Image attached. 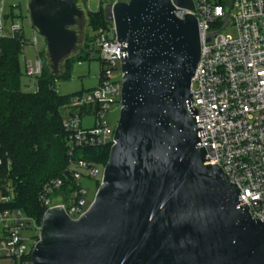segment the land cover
Returning a JSON list of instances; mask_svg holds the SVG:
<instances>
[{"label": "water", "instance_id": "1", "mask_svg": "<svg viewBox=\"0 0 264 264\" xmlns=\"http://www.w3.org/2000/svg\"><path fill=\"white\" fill-rule=\"evenodd\" d=\"M174 1L194 10L193 0ZM28 9L57 75L79 45L84 12L76 0H29ZM105 18L121 44L115 144L80 218L45 213L31 264H264V222L201 145L196 17L178 19L171 0H128L107 6Z\"/></svg>", "mask_w": 264, "mask_h": 264}, {"label": "built area", "instance_id": "2", "mask_svg": "<svg viewBox=\"0 0 264 264\" xmlns=\"http://www.w3.org/2000/svg\"><path fill=\"white\" fill-rule=\"evenodd\" d=\"M94 0H76L83 12ZM128 0H109L113 6ZM175 16L183 20L193 15L198 21L201 44L200 60L191 85L192 109L197 112V127L206 130L201 145L210 165L218 164L236 184L252 218L264 222V0H193L194 10L179 8L174 0ZM5 4L0 0V43L5 37L24 36L20 18L10 22L4 18ZM97 33L92 56L99 53L100 84L97 88L75 95L64 107L62 129L66 135L69 164L66 178L76 186L66 190L65 179L46 182L38 201L45 213L62 208L77 220L88 209V193L82 186L84 178L95 179L99 173L93 161L79 151L115 144V126L105 121L110 107L121 109L122 77L120 46L114 25ZM237 35H226L230 28ZM38 31L33 28L29 41L38 44ZM27 40L21 39L24 47ZM25 63L24 75L38 89V79L45 67L44 56L38 55L33 65ZM57 92V91H56ZM86 115L94 116L92 128H83ZM202 122V123H198ZM1 164V161H0ZM16 199L11 182L0 178V259L11 264H31V254L38 243L42 222L21 210L2 209ZM43 215V217H44ZM24 233L26 236H23ZM28 234V235H27Z\"/></svg>", "mask_w": 264, "mask_h": 264}, {"label": "trees", "instance_id": "3", "mask_svg": "<svg viewBox=\"0 0 264 264\" xmlns=\"http://www.w3.org/2000/svg\"><path fill=\"white\" fill-rule=\"evenodd\" d=\"M88 27L95 37L86 35L84 46L76 56L65 60L57 75L51 67H44L38 79V89L25 91L21 85V60L23 35L5 37L0 43V178L11 182L16 199L2 209L21 210L41 221L45 209L38 201L43 185L51 179L66 177L69 157L66 148V135L62 129L63 109L74 95H59L58 82L68 81L75 63L90 61L95 52L94 41L98 32L109 27L105 11L87 12ZM6 21H14L21 16L15 9L4 14ZM42 55V54H40ZM43 56V55H42ZM110 146L86 149L80 154L95 164L106 165ZM65 188L69 190L76 182L68 177ZM100 182L97 184V189Z\"/></svg>", "mask_w": 264, "mask_h": 264}, {"label": "rangeland", "instance_id": "4", "mask_svg": "<svg viewBox=\"0 0 264 264\" xmlns=\"http://www.w3.org/2000/svg\"><path fill=\"white\" fill-rule=\"evenodd\" d=\"M80 1V0H79ZM102 3V8L106 9L109 5V0H94L90 3V8L92 10H96V7ZM5 4V13L9 12L10 9H15V15L21 16L20 20L23 26L24 36L27 40L26 44L23 47V52L25 54V59L28 64L33 65L38 57V55L42 54L45 59V65L51 67V63L49 60V56L46 50V42L45 39L37 33L38 44L36 46L32 45L29 41L32 39L33 36V26L31 23L30 15H29V0H4ZM89 21L87 17L86 11H84V18L79 21V24L76 27V30L79 34V45L70 55V57L76 56L80 49L84 46L85 37L89 39L94 38V32L88 27ZM7 25H10V21H8ZM226 35H230L235 37L237 35L236 28H230L226 31ZM100 56L99 53L96 52L94 54V58L90 61H80L74 64L71 77L68 81L58 82L56 84V91L59 95H74L81 91H87L93 88H97L100 84L99 77L101 73V61L99 60ZM63 61L60 64V69L63 68ZM120 66V63L118 64ZM25 63L23 59L21 60V71L23 73L21 78V85L23 90L34 92V83L31 79L24 75L25 70ZM64 69V68H63ZM120 111L117 108V105L114 104L110 107L109 111L105 115V121L110 126H115L119 119ZM63 115L65 112L63 111ZM94 123V116L93 115H86L83 118L82 126L83 128H92ZM96 168L98 169L99 173L95 179L84 178L82 181V186L86 189L88 193V205L93 202L94 197L96 195L97 184L98 182L102 181L103 177V170L104 166L102 164H97ZM28 235V234H27ZM23 236H26L24 233ZM3 235L0 234V239H2ZM0 264H11V261L8 259H0Z\"/></svg>", "mask_w": 264, "mask_h": 264}, {"label": "flooded vegetation", "instance_id": "5", "mask_svg": "<svg viewBox=\"0 0 264 264\" xmlns=\"http://www.w3.org/2000/svg\"><path fill=\"white\" fill-rule=\"evenodd\" d=\"M79 24V23H78ZM77 27V26H76ZM76 27L74 28L76 30ZM77 31V30H76Z\"/></svg>", "mask_w": 264, "mask_h": 264}]
</instances>
